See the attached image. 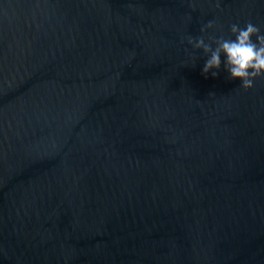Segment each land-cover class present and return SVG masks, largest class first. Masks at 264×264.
<instances>
[{
  "label": "water",
  "instance_id": "95a60500",
  "mask_svg": "<svg viewBox=\"0 0 264 264\" xmlns=\"http://www.w3.org/2000/svg\"><path fill=\"white\" fill-rule=\"evenodd\" d=\"M249 22L264 0H0V264H264V75L187 41Z\"/></svg>",
  "mask_w": 264,
  "mask_h": 264
},
{
  "label": "clouds",
  "instance_id": "9594fccd",
  "mask_svg": "<svg viewBox=\"0 0 264 264\" xmlns=\"http://www.w3.org/2000/svg\"><path fill=\"white\" fill-rule=\"evenodd\" d=\"M212 27V22L205 24L201 32ZM233 38L223 36L205 39L204 36L188 37L187 41L193 48L201 49L206 55L201 73L207 77L214 69L221 67L223 55L224 67L231 79H239L244 88L251 87L254 78L264 75V32L251 22L241 27L238 24L230 26ZM255 37V39H253Z\"/></svg>",
  "mask_w": 264,
  "mask_h": 264
}]
</instances>
